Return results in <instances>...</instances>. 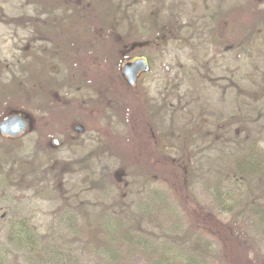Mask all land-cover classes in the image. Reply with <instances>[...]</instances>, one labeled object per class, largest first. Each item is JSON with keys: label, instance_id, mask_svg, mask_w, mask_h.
Segmentation results:
<instances>
[{"label": "rangeland", "instance_id": "1", "mask_svg": "<svg viewBox=\"0 0 264 264\" xmlns=\"http://www.w3.org/2000/svg\"><path fill=\"white\" fill-rule=\"evenodd\" d=\"M108 1L111 15L103 0H0V121L29 112L46 123L48 92L70 78L88 87L81 74L105 54L117 61L114 44L154 67L137 86L149 110L137 96L136 142L129 122L108 126L118 156L51 155L40 131L0 134V264H264V0ZM42 20L50 41H37ZM163 153L187 158L192 208L234 241L188 213ZM240 160L255 163L243 181Z\"/></svg>", "mask_w": 264, "mask_h": 264}, {"label": "flooded vegetation", "instance_id": "2", "mask_svg": "<svg viewBox=\"0 0 264 264\" xmlns=\"http://www.w3.org/2000/svg\"><path fill=\"white\" fill-rule=\"evenodd\" d=\"M140 43L142 42H139L142 48L146 47L145 44ZM120 45V43L114 44V46L119 47L117 51L118 60L111 62L108 54L103 55L102 63L104 66L101 69L89 67L86 61L85 65L89 67L88 70L94 73L84 71L85 73L81 74L82 78L88 80V87L80 86L76 83V80L70 78L69 81H60L59 85L54 86L53 93L48 92L47 103L44 105L40 103L39 106L41 107L38 109L39 112L43 111L44 115H46V123H40L39 119L29 112H20L28 121L27 129L17 137L4 136L0 132L1 136L10 139L23 138L30 132L40 131L41 134H39L38 140V142L40 141L38 144L40 150L55 155L58 148L66 146L69 149L71 148L70 150H79V155H81L83 160L97 159L100 161L104 159L107 153L113 152L116 156H118L117 152L120 154L124 153L123 139L116 131L110 132L108 126L113 122L114 125L119 121L121 124L129 122L131 129L127 130L126 134L131 139L133 138L134 143L136 142V126L132 119L134 120V117L137 114L139 115L135 105L137 96L141 98L142 104L145 102H143L145 97L142 91L137 89V86L143 83L145 76L151 73L154 67L149 55L145 51L137 52L134 47L128 48L125 46L126 49L124 51L126 52L127 50L129 56L122 59L121 52L123 47H120ZM101 49L103 48L99 47V50ZM137 59L145 60L148 69L140 71L136 75L135 84L131 85L128 78L123 74V66L127 62H133ZM166 69L168 70V67ZM77 70L79 73L82 71L79 68ZM88 74H91V76ZM41 76L43 77L42 74ZM71 85L73 88H71ZM130 100L132 101L131 103H129ZM145 104L142 106L143 110L147 112L149 103ZM127 111H129L128 117H126ZM11 113L16 112H10L9 114ZM90 132L95 137L83 139V136L90 134ZM41 135L43 139H41ZM89 139L92 141H89ZM166 156L167 154L163 153V157L165 158ZM68 168L72 170L73 167L70 165ZM120 172L123 173L121 170L116 175L118 176Z\"/></svg>", "mask_w": 264, "mask_h": 264}, {"label": "trees", "instance_id": "3", "mask_svg": "<svg viewBox=\"0 0 264 264\" xmlns=\"http://www.w3.org/2000/svg\"><path fill=\"white\" fill-rule=\"evenodd\" d=\"M104 2H102L104 8L106 11H108V14H112L113 13V9L111 8L109 1L108 0H103ZM111 12V13H110ZM115 12V11H114ZM150 23L153 25V27L156 26V23L153 21H150ZM38 25V39L37 41H41V40H51L52 34L54 32V28L53 24L51 21H47V20H42L41 24H37ZM232 27V26H231ZM229 27V29L231 28ZM237 30H239L238 25L235 24L233 26V31L236 32ZM35 39V40H36ZM49 40V41H50ZM121 45L123 47L122 49V59H125L129 56L127 50L126 52L124 51L126 49L125 46H123V43L121 42ZM164 159H166V161L170 162L171 165H173L174 167L177 168V172L172 173L173 175L171 177H169L168 181L170 182L171 186L173 187V190L182 198L183 202L186 203L184 205H186V207H189L190 211L188 212L190 215H193V217L195 218V220L198 222V225H202L203 224V228H205V232H213V233H218V236L225 240L234 241V236H229L230 233H228V229H227V225H220L217 226L219 228L218 231L214 230V227H216V224H218L216 221V219L214 218L213 214H211V212H209L207 209H203L201 207H199L200 205L196 206V211L195 208H192V201L190 199L191 198V189H190V184L192 181V177H193V171H191L189 165L187 164L188 160L187 158H172L171 156H166ZM244 160H240L239 164H238V174H237V179L239 181H243L244 179H246L247 175H250V171H252L255 167V163L251 162V169L245 168L243 167V165L241 164ZM263 166H264V161H263ZM151 177L156 178L155 176L149 175ZM162 179H165L164 177H162ZM188 203V204H187ZM213 225V227H212Z\"/></svg>", "mask_w": 264, "mask_h": 264}, {"label": "water", "instance_id": "4", "mask_svg": "<svg viewBox=\"0 0 264 264\" xmlns=\"http://www.w3.org/2000/svg\"><path fill=\"white\" fill-rule=\"evenodd\" d=\"M148 69L145 60L137 59L133 62H127L123 66V74L128 78L131 85L135 84L136 75L140 71ZM28 121L21 113H11L2 118L0 121V132L4 136L17 137L20 133L26 130Z\"/></svg>", "mask_w": 264, "mask_h": 264}]
</instances>
